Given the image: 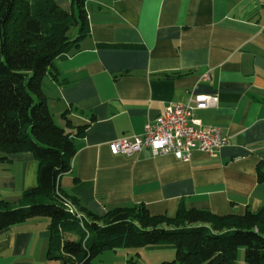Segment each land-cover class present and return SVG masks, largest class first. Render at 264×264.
<instances>
[{
	"label": "crops",
	"instance_id": "1",
	"mask_svg": "<svg viewBox=\"0 0 264 264\" xmlns=\"http://www.w3.org/2000/svg\"><path fill=\"white\" fill-rule=\"evenodd\" d=\"M55 1L71 11V0ZM85 9L89 34L42 85L55 123L77 148L60 189L100 216L139 205L168 217L181 207L219 216L263 209L264 0H85ZM192 96L219 99L197 112L230 141L215 156L195 151L183 162L148 149L134 157L113 152L111 142L143 135L167 105ZM38 168L32 152L0 151V200L23 204ZM49 225L32 218L1 232L0 264H66L48 257ZM175 259L174 246L154 245L105 251L93 264Z\"/></svg>",
	"mask_w": 264,
	"mask_h": 264
},
{
	"label": "trees",
	"instance_id": "2",
	"mask_svg": "<svg viewBox=\"0 0 264 264\" xmlns=\"http://www.w3.org/2000/svg\"><path fill=\"white\" fill-rule=\"evenodd\" d=\"M29 1L0 0V151L32 152L39 163L38 182L18 207L0 200V233L32 218H48V257L66 264H93L105 251L154 245L174 246V264H236L240 248L247 264H264V208L219 216L181 207L168 217L139 205L100 216L60 189L77 148L73 134L55 123L42 85L47 75L56 78V60L77 52L90 30L85 0H71V11L55 0ZM16 25L24 37L12 32ZM73 29L77 36L71 39ZM83 135L79 130L77 136ZM67 200L84 217L70 212ZM70 233L78 239H65Z\"/></svg>",
	"mask_w": 264,
	"mask_h": 264
},
{
	"label": "built area",
	"instance_id": "3",
	"mask_svg": "<svg viewBox=\"0 0 264 264\" xmlns=\"http://www.w3.org/2000/svg\"><path fill=\"white\" fill-rule=\"evenodd\" d=\"M216 96H192L187 104L167 105L161 114L145 127L141 136L124 137L111 142L117 155L134 157L148 149L154 156L173 155L176 159L189 162L195 151L215 156L230 141L217 126H204L199 122L197 112L216 108ZM66 206L78 218L83 216L76 206L66 201Z\"/></svg>",
	"mask_w": 264,
	"mask_h": 264
},
{
	"label": "rangeland",
	"instance_id": "4",
	"mask_svg": "<svg viewBox=\"0 0 264 264\" xmlns=\"http://www.w3.org/2000/svg\"><path fill=\"white\" fill-rule=\"evenodd\" d=\"M30 1H32V0H30ZM30 1H29V4H32ZM34 2H37V1H34ZM22 9H24V8H22ZM22 14H25L24 10H22ZM10 29L12 30V32H15L19 37H24L25 36L24 30L22 29V26H20V25L11 26ZM69 36H70L71 39L75 38L77 36L76 29L71 30L70 33H69ZM236 264H247L246 261H245V249L244 248H240L239 249Z\"/></svg>",
	"mask_w": 264,
	"mask_h": 264
}]
</instances>
